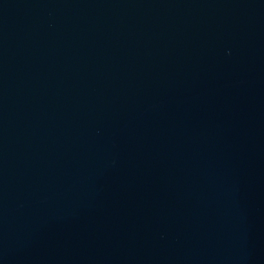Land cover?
<instances>
[{
	"label": "water",
	"instance_id": "obj_1",
	"mask_svg": "<svg viewBox=\"0 0 264 264\" xmlns=\"http://www.w3.org/2000/svg\"><path fill=\"white\" fill-rule=\"evenodd\" d=\"M0 264H264V0H0Z\"/></svg>",
	"mask_w": 264,
	"mask_h": 264
}]
</instances>
